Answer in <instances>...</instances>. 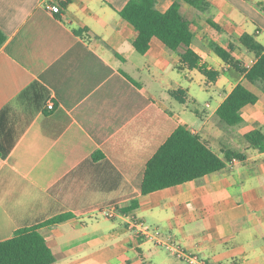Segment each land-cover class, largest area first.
Segmentation results:
<instances>
[{
	"label": "crops",
	"instance_id": "1",
	"mask_svg": "<svg viewBox=\"0 0 264 264\" xmlns=\"http://www.w3.org/2000/svg\"><path fill=\"white\" fill-rule=\"evenodd\" d=\"M129 1L65 0L51 14L45 0H0L7 37L0 48V242L70 215L39 230L53 264H186L138 236L124 213L212 264H264V150L245 138L264 133V93L210 49L233 46L250 67L254 54L240 39L248 34L264 46V0H206L203 13L183 5L195 33L190 48L200 65L220 72L216 82L185 67V46L172 51L152 39L146 54L137 52V33L120 15ZM175 1L157 0L156 9L164 13ZM238 83L258 101L232 127L216 112ZM197 87L210 99L203 114L192 108ZM180 89L184 105L169 95ZM180 125L225 167L143 196L147 163ZM230 151L243 159L228 160ZM133 202L138 208L124 211ZM112 206L122 214L109 219Z\"/></svg>",
	"mask_w": 264,
	"mask_h": 264
},
{
	"label": "trees",
	"instance_id": "2",
	"mask_svg": "<svg viewBox=\"0 0 264 264\" xmlns=\"http://www.w3.org/2000/svg\"><path fill=\"white\" fill-rule=\"evenodd\" d=\"M156 1L130 0L120 12L121 17L130 23L137 33L134 41L137 52L146 54L152 39H158L172 51L185 46L188 49L181 57L185 67L190 70L198 69L208 82H216L220 72L208 70L200 65L201 58L190 48L194 42L195 33L192 30V22L182 12L184 4L202 13L206 12L211 4L206 0H176L166 12L162 13L156 9ZM211 25L219 30L215 24L211 23ZM75 33L80 34L79 31ZM6 39L7 37L0 31V48ZM240 43L248 52L254 54L255 62L251 67L243 66L233 56V46L225 49L218 44L210 43V49L225 65L249 83L260 87L264 93V46L248 34L242 35ZM169 95L182 105L186 103L187 94L181 89L171 91ZM257 101V95L238 83L216 114L224 124L237 126L243 122L242 110L247 106L255 105ZM245 138L251 147L264 150L262 131L252 130L245 135ZM228 154V160L243 159L242 154L234 151ZM224 167L225 162L199 135L193 134L191 130L180 125L147 163L141 194L145 196L194 181L218 172ZM137 208L138 203L133 202L129 209L124 211ZM69 217L70 215H61L43 224L16 231L11 239L0 242V264H53L54 252L39 230L42 226L62 223Z\"/></svg>",
	"mask_w": 264,
	"mask_h": 264
},
{
	"label": "built area",
	"instance_id": "3",
	"mask_svg": "<svg viewBox=\"0 0 264 264\" xmlns=\"http://www.w3.org/2000/svg\"><path fill=\"white\" fill-rule=\"evenodd\" d=\"M64 2L65 0H45L44 7L45 10L51 14H59ZM253 63L254 62L252 61L251 66L253 65ZM47 109L49 111H53L55 109V104L53 101L48 102ZM117 214H122V212L119 211L116 206H112L104 212L105 217L109 219L115 218ZM122 215L129 218V226L137 232L138 236L142 237L146 241L163 246L177 260L182 261L186 264H212L211 262L203 258L200 254L187 251L178 242L170 238L165 239L159 229L148 226L144 222L138 220L133 216H128L124 213Z\"/></svg>",
	"mask_w": 264,
	"mask_h": 264
},
{
	"label": "rangeland",
	"instance_id": "4",
	"mask_svg": "<svg viewBox=\"0 0 264 264\" xmlns=\"http://www.w3.org/2000/svg\"><path fill=\"white\" fill-rule=\"evenodd\" d=\"M257 88H259L261 90L260 87H257ZM197 91L200 92L198 87H197ZM159 97L161 99H163L164 101H167V102L170 101V98H168L165 95L159 94ZM206 101H210L208 95L206 93H201V96H200V98L198 100V103L195 104V105H192V108L196 109L199 114H203L204 113L203 111L205 110V103H206ZM174 105H175L177 111L179 113H181V115L183 116V118L188 119V120L189 119H193L194 121L196 120L195 115L194 114L192 115L190 111H188V112L187 111H183V110H181V107L180 106H178L176 104H174Z\"/></svg>",
	"mask_w": 264,
	"mask_h": 264
}]
</instances>
